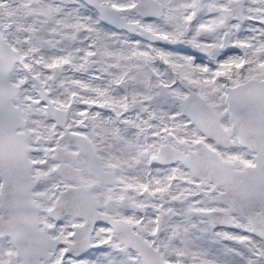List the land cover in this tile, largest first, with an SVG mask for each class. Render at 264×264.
<instances>
[{
  "label": "snow or ice",
  "instance_id": "1",
  "mask_svg": "<svg viewBox=\"0 0 264 264\" xmlns=\"http://www.w3.org/2000/svg\"><path fill=\"white\" fill-rule=\"evenodd\" d=\"M0 264H264V0H0Z\"/></svg>",
  "mask_w": 264,
  "mask_h": 264
}]
</instances>
